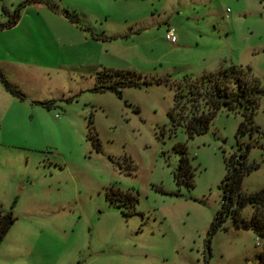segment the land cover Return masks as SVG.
<instances>
[{
	"label": "rangeland",
	"instance_id": "rangeland-1",
	"mask_svg": "<svg viewBox=\"0 0 264 264\" xmlns=\"http://www.w3.org/2000/svg\"><path fill=\"white\" fill-rule=\"evenodd\" d=\"M0 26V72L25 97L0 79V217L14 218L0 264H259L251 229L229 217L211 232L242 114L223 109L193 138L170 114L221 68L249 70L264 92L263 0H0ZM129 80L120 96L101 89ZM188 100L184 115L202 111ZM253 125L239 139L257 167L245 195L264 189V95ZM179 147L191 186L175 181ZM111 189L134 209L111 205Z\"/></svg>",
	"mask_w": 264,
	"mask_h": 264
},
{
	"label": "trees",
	"instance_id": "trees-1",
	"mask_svg": "<svg viewBox=\"0 0 264 264\" xmlns=\"http://www.w3.org/2000/svg\"><path fill=\"white\" fill-rule=\"evenodd\" d=\"M17 20L8 27H14L17 24ZM0 28H3V26H0ZM114 75L130 77V74L120 72H116ZM0 79L8 93L21 100L25 99L24 95L8 82L1 72ZM125 86L135 87L137 84L133 80H129L117 82L110 87L101 89L114 92L120 96L119 90ZM263 95L264 92L258 83L250 76V71L237 67L221 68L215 73L204 75L199 82L189 88L187 96H184L180 90L176 94L175 105L177 113L175 115L173 113L170 114V120L173 127H178L184 123L189 138L206 133L212 120L223 109L229 113L236 114L240 112L244 119L237 132L239 152L225 160L226 176L220 186L222 208L212 223L211 232L213 233L221 228L227 218L232 217L234 226L237 229H251L259 239L264 241V189L250 195L243 194L242 181L244 176L256 170L257 167L247 165V157L251 146H243L239 141L246 134L253 136L254 133L259 132V129L253 125V117L259 106V99ZM185 99H189L188 104L192 102L191 100H197L198 103L203 105L202 111L199 112L196 108L184 115L181 111V102ZM93 145L97 151H100L99 141L95 137L93 138ZM179 151L182 157L174 175L175 181L179 185L191 186L192 175L189 160L185 156L184 149L179 147ZM107 198L111 205L116 206L120 210L123 208L133 210L138 202V199L131 194L122 193L114 189H111V193ZM248 206L254 209V215L250 221L245 222L239 218L238 211ZM129 213L127 212V214ZM13 224L12 213L7 214L3 218L0 217V243ZM258 262L259 264H264V250L259 255Z\"/></svg>",
	"mask_w": 264,
	"mask_h": 264
},
{
	"label": "built area",
	"instance_id": "built-area-1",
	"mask_svg": "<svg viewBox=\"0 0 264 264\" xmlns=\"http://www.w3.org/2000/svg\"><path fill=\"white\" fill-rule=\"evenodd\" d=\"M166 40L169 41L172 44H176L177 43L176 35H174L173 32L170 31V30L167 31Z\"/></svg>",
	"mask_w": 264,
	"mask_h": 264
}]
</instances>
